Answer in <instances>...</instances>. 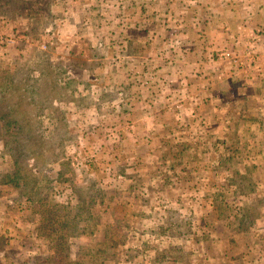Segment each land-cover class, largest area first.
Returning <instances> with one entry per match:
<instances>
[{
	"label": "rangeland",
	"instance_id": "374dc122",
	"mask_svg": "<svg viewBox=\"0 0 264 264\" xmlns=\"http://www.w3.org/2000/svg\"><path fill=\"white\" fill-rule=\"evenodd\" d=\"M168 2L0 0V22L11 21L15 35L24 37L0 51V264H43L46 257L53 264H264V158L256 156L258 168L246 173L256 181L247 195L251 202L242 200L253 204L248 230L232 231L228 207L209 206L201 190L209 185L207 194H219L222 171L232 173L239 164L220 150L219 140L233 139L230 132L224 136L227 120L239 122L233 148L246 151L254 141L255 150L264 151V121L251 132L240 120L264 118L263 62L255 59L247 72L224 65V76L220 61L205 62L201 72L140 66L137 56L166 45L162 16L183 11L191 17ZM194 33L205 36L204 28ZM192 36L200 47L209 42ZM232 72L238 73L225 105L215 97L226 91L224 78ZM139 79L147 83L139 86ZM140 97L157 119L138 104ZM121 103L123 110L114 114ZM172 110L191 115L184 141L192 147V174L173 164L172 136L155 140L149 133L161 127V115L174 128ZM205 162L213 165L208 171ZM55 203L61 206L57 214L51 211ZM53 215L70 227L61 228L56 240L48 229ZM41 223L44 237L37 235ZM55 243L70 246L68 259L64 250L51 248Z\"/></svg>",
	"mask_w": 264,
	"mask_h": 264
},
{
	"label": "crops",
	"instance_id": "0c3cea01",
	"mask_svg": "<svg viewBox=\"0 0 264 264\" xmlns=\"http://www.w3.org/2000/svg\"><path fill=\"white\" fill-rule=\"evenodd\" d=\"M176 2L179 4V7H182L184 10H190L191 12L187 16L191 17H184L183 11H181V16H171L170 14V16L166 18L162 16L163 18L161 19L163 21V27L166 28L163 31L162 42H166V45L161 46V48L152 55L148 54L145 56V53H141V55L137 56V58L140 60L138 61L140 66L142 65L147 67L150 65L151 67L148 66V68H151L153 71L156 69L155 67L158 66L157 64L160 66L165 65L164 68L166 66L172 67L176 69V71L181 70L179 69L181 66V68H189L191 70H195L196 72H201L200 69L203 68L205 62L208 64L209 61L211 63L220 61L222 65H220V74L221 76H224L222 73V67L224 65H230L231 70L235 67H240L241 72H247L251 69V67H255L254 60H258L260 57L264 67V0H169V9L170 5L173 6ZM199 5L202 7L201 13H199V8H197ZM169 9H166L165 12L169 13ZM155 15L152 19L153 23L157 24L159 18ZM8 22L11 24V21L8 20ZM170 23L176 24L174 27H172L170 25L168 26ZM184 23H186V25H184ZM178 24H181V26H178ZM201 28H204V37L201 36L200 33H194V29ZM147 34L148 32L146 33V36ZM193 34L196 35L197 38H201L204 41L209 40L208 44L205 46L204 42L201 45H204V47H200V42L193 40ZM158 35L159 34L157 32L150 33V41H152V38L159 37ZM184 38L190 39L194 41V43L187 44L184 43V41L178 40ZM148 44L150 45L151 43L148 41ZM198 49L201 51H197ZM198 53L200 55L205 54L206 58L204 57V61L202 57H195L194 60L193 56L198 55ZM221 54H229V57L221 58ZM232 63L235 65L232 66ZM129 73L130 72L128 70L126 72V76H124L126 81L127 79L129 81L131 78ZM237 73L238 72H232L229 74L230 76H226V78H224L226 91L220 90V93H232V87L234 85L233 83L236 79V77H232V75L237 76ZM145 74V72L142 73V76L144 77ZM196 77L199 78V76ZM200 78L203 79L202 76H200ZM146 83L147 82L141 81L140 79L136 81V84L139 86ZM200 95H203L202 92ZM137 102L138 104H145V110L149 109L148 115H151L152 119L158 118L156 109L152 108L150 105L148 106V100H143V98L140 97ZM222 102H224V99L220 103ZM122 103L120 104V111H113L114 114H117L123 110L124 105L122 106ZM141 113L144 114L145 111ZM161 114L163 115L165 112L162 110ZM162 115L159 118H162ZM184 117L186 119L191 117V115L188 117L185 115ZM163 124H166L165 120ZM169 125L167 124V126ZM157 128L158 129H153L149 132L154 135L152 136L155 138V140H157V136L160 134L166 133L170 136H173L174 141L177 142L180 141V139H184L185 133L186 135L189 134L188 132L192 129V126L190 128H186V131L182 130L184 129L183 127L180 128L181 133L177 134H174L173 129L170 128ZM136 134L137 131L135 132V135Z\"/></svg>",
	"mask_w": 264,
	"mask_h": 264
},
{
	"label": "trees",
	"instance_id": "16d2710c",
	"mask_svg": "<svg viewBox=\"0 0 264 264\" xmlns=\"http://www.w3.org/2000/svg\"><path fill=\"white\" fill-rule=\"evenodd\" d=\"M42 28V26H41ZM229 95L231 96L232 93H228V94H222L219 93L218 96H216L217 100L222 101L224 99V102L222 103H226L225 105H227V103H230L231 101L227 102L226 100L229 98ZM162 110L163 112H167L166 107L162 104ZM174 113L172 114L171 111H169L172 115V123H174V128L173 126H171V124L169 126H167V124H163V120L162 118L159 119V123L161 125V127L164 128H170L173 129V133L177 134V133H181L180 132V128H184L182 130L186 131V128H189L192 126V124L190 123V121H188V119L183 116V114L175 112L174 110H172ZM241 118V117H240ZM258 118H256L255 116H244L243 118L240 120H243L244 122H247L248 124V128H251V132H254L253 128L254 126L258 123V124H263L262 122L264 121L263 119L257 120ZM185 120V121H184ZM170 121V122H171ZM233 119H229L226 121L225 126L223 127L224 131V136L226 134H228L230 132L231 137L235 140L236 138V127L238 126L239 122H234ZM260 122V123H259ZM227 131V132H226ZM180 136V135H178ZM160 137L162 138L161 140H163V137L166 138L167 136L165 135V133L160 134ZM183 137V136H182ZM157 138H159V136H157ZM233 139L231 138H225L224 140L220 141L219 140V144H220V150L229 155H232L234 157H236L237 159H239V164L237 166V168H233L232 173H230L229 171H227V168H225V165H220V167H222L224 170L222 171L224 174H226V176H220V193L217 195H209L207 194L209 192V185H206L205 188L201 187L202 192L204 193L205 191V195H202V199L205 200L206 202L209 201V206H213V205H217L219 204L220 206H225L228 207V211L229 214L227 216V220L228 222V227H232V231H246L248 230L254 223V219L249 217V214H247V212H249L250 208L253 207V204H247L244 203V201H242L243 199L247 198V195L250 193H254L255 191V187H256V181H254L253 179H248L246 176V173H248L250 170H256V168H258V166L256 164H254L252 161L256 156H260L261 158H264V151L263 150H255V147L252 146L253 143L251 142L252 145H249L251 148L248 150H244V148H240V147H232V143H233ZM251 140H253V137L251 138ZM172 148L174 150V155H173V164L174 165H178V166H182L181 171L185 172V174H192V169L191 167V161L190 156L192 154V147L190 146V143L188 141H184V139H180V141L175 142L174 138L172 136ZM218 141V140H217ZM162 143V142H161ZM254 148V149H253ZM135 156H139L136 152H133ZM207 156V155H205ZM152 157H156V154H152ZM223 157V156H222ZM161 159L164 160H169L168 156L164 157L161 156ZM208 159V157L206 158ZM264 160V159H263ZM190 161V162H189ZM146 164L148 165H153L154 162L152 160H147ZM196 166H200L198 164H195ZM205 168V170L208 171L209 168L213 167L212 163L209 162H205L203 164ZM242 167V168H240ZM185 169H188L187 172ZM241 169H244V174L243 175H239L240 171H242ZM259 171H257L258 173ZM264 180V178H263ZM188 181V180H187ZM261 181V180H260ZM177 182L179 184H181L180 180H177ZM261 183H263L264 185V181H261ZM203 185V184H202ZM208 188V189H207ZM238 194H240V196H238ZM91 196V195H90ZM94 198L92 199H97V197H101L100 195H93ZM76 198H78V196H76ZM249 199V198H247ZM33 200V199H32ZM31 200V201H32ZM237 203L234 204V202ZM249 202L250 199H249ZM262 201L258 202L261 203ZM77 203L79 204V200L77 201ZM260 205V204H259ZM61 206L59 204H53V206L51 207V211L53 212V214H57V210L60 208ZM64 211L66 210L69 213V210L66 208H62ZM256 210V209H255ZM65 211V212H66ZM66 212V213H67ZM64 213L62 216H66L67 214ZM46 216L48 217V214L45 213ZM54 217L49 221L51 222L50 226L48 225V229L50 231V235L52 233V240H56L58 239L60 235V232H62L61 228L64 227H68L70 230V227L68 226V223L66 225L63 224H59V220L60 218H62V216L60 215H53ZM171 216H175L174 214H171ZM46 217V218H47ZM71 221V224L73 222V217L69 218ZM177 222V221H176ZM189 223V222H188ZM236 224V228L234 229L233 225ZM42 223L41 226L39 224V226H37L36 230H38V237H44L43 234L41 233V228H42ZM74 229L72 228L71 230V235L72 236H76L77 233H79V231L76 230L75 225H73ZM56 227V228H55ZM57 230V232H56ZM202 237H205L202 235ZM60 238V237H59ZM1 241V240H0ZM203 241H205V238H203ZM214 243V241H213ZM1 245V244H0ZM54 246L51 247L53 249H61L64 250L66 252V258H69V252L67 250V248H69L70 246L66 245L65 249H64V245L62 244H53ZM52 263L53 261L51 260L50 257H46L45 259H43V261L41 263Z\"/></svg>",
	"mask_w": 264,
	"mask_h": 264
},
{
	"label": "built area",
	"instance_id": "2783aa9c",
	"mask_svg": "<svg viewBox=\"0 0 264 264\" xmlns=\"http://www.w3.org/2000/svg\"><path fill=\"white\" fill-rule=\"evenodd\" d=\"M16 25H10L7 21L0 22V51L3 50L4 47H9L12 45H16L19 39L24 37L16 36L15 32ZM221 58H228L229 54H221Z\"/></svg>",
	"mask_w": 264,
	"mask_h": 264
}]
</instances>
